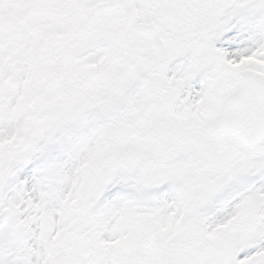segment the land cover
<instances>
[{
  "label": "snow or ice",
  "instance_id": "6c2138e0",
  "mask_svg": "<svg viewBox=\"0 0 264 264\" xmlns=\"http://www.w3.org/2000/svg\"><path fill=\"white\" fill-rule=\"evenodd\" d=\"M0 264H264V0H0Z\"/></svg>",
  "mask_w": 264,
  "mask_h": 264
}]
</instances>
